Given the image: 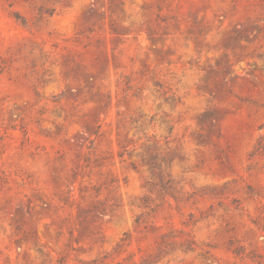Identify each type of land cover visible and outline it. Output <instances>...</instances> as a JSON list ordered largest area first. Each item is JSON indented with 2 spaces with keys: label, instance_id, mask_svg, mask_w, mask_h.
<instances>
[{
  "label": "rangeland",
  "instance_id": "374dc122",
  "mask_svg": "<svg viewBox=\"0 0 264 264\" xmlns=\"http://www.w3.org/2000/svg\"><path fill=\"white\" fill-rule=\"evenodd\" d=\"M0 264H264V0H0Z\"/></svg>",
  "mask_w": 264,
  "mask_h": 264
}]
</instances>
